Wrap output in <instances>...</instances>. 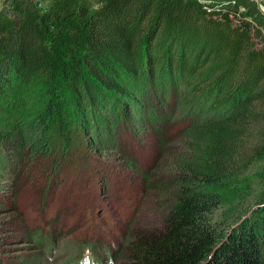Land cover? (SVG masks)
Here are the masks:
<instances>
[{
    "label": "trees",
    "instance_id": "16d2710c",
    "mask_svg": "<svg viewBox=\"0 0 264 264\" xmlns=\"http://www.w3.org/2000/svg\"><path fill=\"white\" fill-rule=\"evenodd\" d=\"M46 8L5 0L0 9V111L13 95L45 86L48 129L66 81L75 109L108 131L117 107L132 119L131 106L152 101L136 87L142 75L148 87L183 86L185 100L205 105L186 125L194 141H181L179 189L162 226L125 238L123 264H264V174L263 203L252 214L238 215L224 237L213 223L228 184L253 160L264 168V33L250 12L231 15L200 0H52Z\"/></svg>",
    "mask_w": 264,
    "mask_h": 264
},
{
    "label": "rangeland",
    "instance_id": "374dc122",
    "mask_svg": "<svg viewBox=\"0 0 264 264\" xmlns=\"http://www.w3.org/2000/svg\"><path fill=\"white\" fill-rule=\"evenodd\" d=\"M35 1L41 9L49 4ZM261 4L264 0H239L236 7L250 12L264 33ZM148 81L142 75L135 84L152 101L131 106L132 119L114 108L108 131L91 112L76 110L66 81L56 83L62 102L48 129L46 115L52 111L45 86L19 92L1 108L0 264H123L130 253L125 238L162 226L165 204L179 189L181 141H194L186 125L205 105L185 100L183 86L177 92L160 83L144 85ZM149 107L157 110L147 112ZM262 162L253 160L241 179L229 183L213 210L223 237L238 215L252 214L263 203Z\"/></svg>",
    "mask_w": 264,
    "mask_h": 264
},
{
    "label": "built area",
    "instance_id": "2783aa9c",
    "mask_svg": "<svg viewBox=\"0 0 264 264\" xmlns=\"http://www.w3.org/2000/svg\"><path fill=\"white\" fill-rule=\"evenodd\" d=\"M200 1L203 2L205 5H207L208 7L223 11H229L231 15L232 14L239 15L242 12V10H240L241 8L236 7L238 5L239 0H200Z\"/></svg>",
    "mask_w": 264,
    "mask_h": 264
},
{
    "label": "clouds",
    "instance_id": "9594fccd",
    "mask_svg": "<svg viewBox=\"0 0 264 264\" xmlns=\"http://www.w3.org/2000/svg\"><path fill=\"white\" fill-rule=\"evenodd\" d=\"M51 2V0H48V3H50ZM47 10V8L45 7V11Z\"/></svg>",
    "mask_w": 264,
    "mask_h": 264
},
{
    "label": "crops",
    "instance_id": "0c3cea01",
    "mask_svg": "<svg viewBox=\"0 0 264 264\" xmlns=\"http://www.w3.org/2000/svg\"><path fill=\"white\" fill-rule=\"evenodd\" d=\"M261 7H263V8H264V5H262V4H261Z\"/></svg>",
    "mask_w": 264,
    "mask_h": 264
}]
</instances>
